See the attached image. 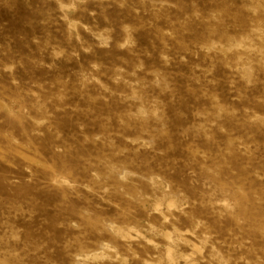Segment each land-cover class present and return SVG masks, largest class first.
<instances>
[{"label":"clouds","instance_id":"9594fccd","mask_svg":"<svg viewBox=\"0 0 264 264\" xmlns=\"http://www.w3.org/2000/svg\"><path fill=\"white\" fill-rule=\"evenodd\" d=\"M0 264H264V0H0Z\"/></svg>","mask_w":264,"mask_h":264}]
</instances>
